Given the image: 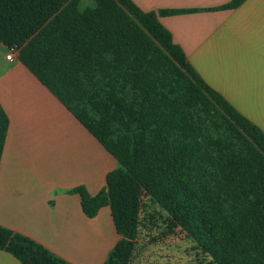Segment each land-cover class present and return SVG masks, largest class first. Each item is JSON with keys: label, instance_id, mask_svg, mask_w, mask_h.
Returning <instances> with one entry per match:
<instances>
[{"label": "trees", "instance_id": "16d2710c", "mask_svg": "<svg viewBox=\"0 0 264 264\" xmlns=\"http://www.w3.org/2000/svg\"><path fill=\"white\" fill-rule=\"evenodd\" d=\"M85 1L0 0V44L118 162L97 194L69 190L90 218L111 209L120 239L103 264H134L177 229L193 264H264V131L205 82L160 19L196 9ZM9 125L0 103V163ZM0 249L22 264H73L1 224Z\"/></svg>", "mask_w": 264, "mask_h": 264}, {"label": "crops", "instance_id": "0c3cea01", "mask_svg": "<svg viewBox=\"0 0 264 264\" xmlns=\"http://www.w3.org/2000/svg\"><path fill=\"white\" fill-rule=\"evenodd\" d=\"M132 1L144 11L196 9L160 19L205 82L264 131V0L234 9H219L231 0ZM9 50L0 44V103L10 119L0 163V224L73 264H103L120 239L111 209L90 218L69 190L84 186L97 194L118 162L107 156L103 169V145L18 56L7 59ZM67 174L75 183H61ZM0 264L22 263L0 249Z\"/></svg>", "mask_w": 264, "mask_h": 264}, {"label": "rangeland", "instance_id": "374dc122", "mask_svg": "<svg viewBox=\"0 0 264 264\" xmlns=\"http://www.w3.org/2000/svg\"><path fill=\"white\" fill-rule=\"evenodd\" d=\"M90 0H86L88 3ZM103 169H107L106 158H114L103 147ZM117 161V160H116ZM76 176L64 175L60 177L62 184L69 185L75 183ZM105 176L101 178L102 188L105 186ZM156 243L144 247L139 251L138 258L134 260V264H193L195 261V253L191 251V242L184 238V235L177 229L175 233L165 237L159 233Z\"/></svg>", "mask_w": 264, "mask_h": 264}, {"label": "built area", "instance_id": "2783aa9c", "mask_svg": "<svg viewBox=\"0 0 264 264\" xmlns=\"http://www.w3.org/2000/svg\"><path fill=\"white\" fill-rule=\"evenodd\" d=\"M18 56V50L17 49H10L7 54V59L13 60L15 57Z\"/></svg>", "mask_w": 264, "mask_h": 264}]
</instances>
